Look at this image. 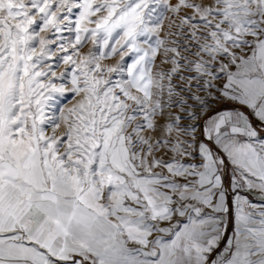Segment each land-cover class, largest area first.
Instances as JSON below:
<instances>
[{"label": "snow or ice", "instance_id": "1", "mask_svg": "<svg viewBox=\"0 0 264 264\" xmlns=\"http://www.w3.org/2000/svg\"><path fill=\"white\" fill-rule=\"evenodd\" d=\"M0 264H264V0H0Z\"/></svg>", "mask_w": 264, "mask_h": 264}, {"label": "rangeland", "instance_id": "2", "mask_svg": "<svg viewBox=\"0 0 264 264\" xmlns=\"http://www.w3.org/2000/svg\"><path fill=\"white\" fill-rule=\"evenodd\" d=\"M74 11H78V10H74ZM65 35H67V33H65ZM88 47H91V44H89ZM86 50H87V49H85V51H86ZM126 60H127L128 62H130V58H126ZM109 62H112V61H109ZM61 103H62V104H67V103H68V100H63Z\"/></svg>", "mask_w": 264, "mask_h": 264}, {"label": "crops", "instance_id": "3", "mask_svg": "<svg viewBox=\"0 0 264 264\" xmlns=\"http://www.w3.org/2000/svg\"><path fill=\"white\" fill-rule=\"evenodd\" d=\"M229 174H230V171H229ZM229 235H231V229L229 230Z\"/></svg>", "mask_w": 264, "mask_h": 264}]
</instances>
